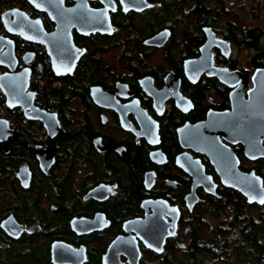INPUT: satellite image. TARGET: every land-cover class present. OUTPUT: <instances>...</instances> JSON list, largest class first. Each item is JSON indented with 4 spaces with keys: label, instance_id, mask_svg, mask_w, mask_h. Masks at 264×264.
<instances>
[{
    "label": "flooded vegetation",
    "instance_id": "1",
    "mask_svg": "<svg viewBox=\"0 0 264 264\" xmlns=\"http://www.w3.org/2000/svg\"><path fill=\"white\" fill-rule=\"evenodd\" d=\"M106 1L88 4L107 8L110 32L72 31L71 74L55 76L34 44V80L51 70L57 81L52 95L29 88L52 130L0 140V264H220L223 251L198 249L215 242L234 202L257 204L224 185L204 142L215 137L239 171L264 180V157L225 133L239 132L264 69V10L241 27L231 0Z\"/></svg>",
    "mask_w": 264,
    "mask_h": 264
},
{
    "label": "water",
    "instance_id": "2",
    "mask_svg": "<svg viewBox=\"0 0 264 264\" xmlns=\"http://www.w3.org/2000/svg\"><path fill=\"white\" fill-rule=\"evenodd\" d=\"M76 4L67 8L64 0H28L30 5L39 13L46 14L55 24L52 31H48L42 19H32L23 11L15 10L6 13L2 17L3 24L7 32L13 36H18L26 42L39 44L46 47L49 57L52 59L55 76L71 74L76 64V48L73 42L72 31L77 29L79 34L89 35L91 33L105 34L110 32V19L107 8L102 10H92L88 2L90 0H73ZM107 3L106 0H101ZM109 6V3L106 4ZM38 22V23H37ZM162 34L157 37L161 39ZM15 41L0 37V66L8 71L0 77V88L7 96L8 105L11 109L22 108L26 118L30 121H41L48 131L52 130L50 124V113L37 107L34 102V93L29 91L32 70L25 67L17 71L19 61L15 55ZM34 59V54L25 57V63L29 65ZM68 68V70H66ZM218 77H222V71H218ZM254 87L249 91V100L242 105L247 112V117L237 129L233 127L225 128V132L231 138H235L244 144L242 148L247 153H257V158L264 157V151L260 148L264 140V69L257 70L253 77ZM241 109V112L243 111ZM227 117H222L223 122ZM242 118V117H241ZM4 120L0 119V140L6 139L10 135V128ZM205 144L212 150L214 163L217 171L222 177L224 185L239 190L246 197L248 203L263 206L264 200V180L261 176L252 172L246 175L239 171L238 162H230V152L222 146H217V139L209 136L205 137ZM234 143V142H233ZM236 143V142H235ZM202 169H195L193 176L196 185L202 180ZM207 188V187H206ZM215 193L214 190H210ZM147 227L144 226L141 237H147ZM147 242V241H146ZM151 245L149 242H147Z\"/></svg>",
    "mask_w": 264,
    "mask_h": 264
},
{
    "label": "trees",
    "instance_id": "3",
    "mask_svg": "<svg viewBox=\"0 0 264 264\" xmlns=\"http://www.w3.org/2000/svg\"><path fill=\"white\" fill-rule=\"evenodd\" d=\"M233 204L236 205L234 215L226 220L220 218L221 224L214 239L216 243L212 239L209 247H201L198 251L202 249L204 253L208 252L213 256H218L223 251L220 264H264L260 261L264 258V206H253L248 210L246 204ZM225 208L220 210L224 212ZM253 209H260L259 214H251ZM219 244L225 246L222 248Z\"/></svg>",
    "mask_w": 264,
    "mask_h": 264
},
{
    "label": "built area",
    "instance_id": "4",
    "mask_svg": "<svg viewBox=\"0 0 264 264\" xmlns=\"http://www.w3.org/2000/svg\"><path fill=\"white\" fill-rule=\"evenodd\" d=\"M19 10L23 11L26 15H28L32 19L40 18L43 20L44 25L45 19L43 14L37 12L28 2V0H0V20L2 21V17L4 14ZM3 22V21H2ZM4 25V24H3ZM5 27V26H4ZM0 37L8 38L15 41L16 48H15V55L17 60L19 61L18 71H21L28 65L25 63V57L28 54H35L39 52V49L34 46L33 43H29L24 41L18 36H13L9 34L6 28L0 30ZM45 63L47 66H50L49 58H46ZM8 70L4 67L0 66V77L5 74ZM34 81L33 76L30 79V88L31 83ZM49 91H52V86L57 85V81L53 80L52 78V71L43 76L40 80V89H44V87L49 86ZM2 91V89L0 88ZM0 119L7 122L10 129L15 130L16 132L27 135V136H37L38 138L42 139L43 136L47 133L46 126L41 121H30L26 118L24 110L22 108H14L11 109L8 103H4L0 100Z\"/></svg>",
    "mask_w": 264,
    "mask_h": 264
},
{
    "label": "rangeland",
    "instance_id": "5",
    "mask_svg": "<svg viewBox=\"0 0 264 264\" xmlns=\"http://www.w3.org/2000/svg\"><path fill=\"white\" fill-rule=\"evenodd\" d=\"M231 1H235L236 4L233 5L232 7H229L228 9L230 11H232V14H235L234 20L237 24L241 25V27L252 25V22L250 21L249 18L251 16L250 13L252 12L253 9L256 11L257 14L261 10H264V8H263L264 7V3H263L264 0H255V1H258V5L254 6V7H252L251 4L247 3V1H254V0H231ZM243 2H244V4L240 5V3H243ZM261 25L264 28V21H261ZM240 58L242 60H245L248 58V54L246 52L242 51L240 53ZM258 210H260V209H253L250 213L251 214H259ZM230 215H231V213H230Z\"/></svg>",
    "mask_w": 264,
    "mask_h": 264
},
{
    "label": "bare ground",
    "instance_id": "6",
    "mask_svg": "<svg viewBox=\"0 0 264 264\" xmlns=\"http://www.w3.org/2000/svg\"><path fill=\"white\" fill-rule=\"evenodd\" d=\"M4 29H5V27L3 25V22L0 20V30H3L4 31ZM49 72H50V70H45V72L43 73V75L39 78L38 83L35 80L32 83H34L36 87H37V84H39V86H40V80L42 79L43 76L47 75ZM50 87H51V84L49 86H47V87H44L43 90L47 94L52 95V91L53 90L52 91H49V88ZM52 88H53V86H52ZM0 100H2L4 103H8L6 94L3 91H1V90H0ZM260 148H261V145H260Z\"/></svg>",
    "mask_w": 264,
    "mask_h": 264
},
{
    "label": "snow or ice",
    "instance_id": "7",
    "mask_svg": "<svg viewBox=\"0 0 264 264\" xmlns=\"http://www.w3.org/2000/svg\"><path fill=\"white\" fill-rule=\"evenodd\" d=\"M37 23H38V22H37ZM3 123H6V122H3ZM261 203H264V200H262ZM173 211H175V209H173Z\"/></svg>",
    "mask_w": 264,
    "mask_h": 264
}]
</instances>
